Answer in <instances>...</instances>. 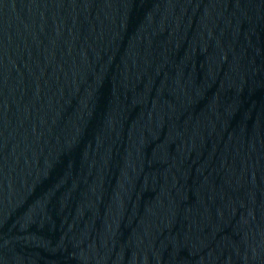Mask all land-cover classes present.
I'll return each instance as SVG.
<instances>
[{
    "label": "water",
    "instance_id": "obj_1",
    "mask_svg": "<svg viewBox=\"0 0 264 264\" xmlns=\"http://www.w3.org/2000/svg\"><path fill=\"white\" fill-rule=\"evenodd\" d=\"M0 264H264V0H0Z\"/></svg>",
    "mask_w": 264,
    "mask_h": 264
}]
</instances>
